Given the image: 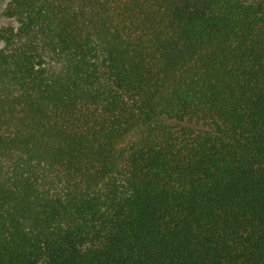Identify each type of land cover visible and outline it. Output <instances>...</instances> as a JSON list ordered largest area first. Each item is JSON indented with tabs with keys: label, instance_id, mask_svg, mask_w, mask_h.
Segmentation results:
<instances>
[{
	"label": "trees",
	"instance_id": "obj_1",
	"mask_svg": "<svg viewBox=\"0 0 264 264\" xmlns=\"http://www.w3.org/2000/svg\"><path fill=\"white\" fill-rule=\"evenodd\" d=\"M0 264H264V0H9Z\"/></svg>",
	"mask_w": 264,
	"mask_h": 264
},
{
	"label": "rangeland",
	"instance_id": "obj_2",
	"mask_svg": "<svg viewBox=\"0 0 264 264\" xmlns=\"http://www.w3.org/2000/svg\"><path fill=\"white\" fill-rule=\"evenodd\" d=\"M9 0H0V28L3 27V26H6V25H9V24H12L14 23L13 20L7 18L4 14H3V11H4V8H5V5L7 4ZM2 45V42L0 40V47Z\"/></svg>",
	"mask_w": 264,
	"mask_h": 264
}]
</instances>
